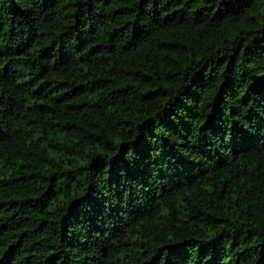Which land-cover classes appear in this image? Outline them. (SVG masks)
<instances>
[{
	"label": "trees",
	"instance_id": "16d2710c",
	"mask_svg": "<svg viewBox=\"0 0 264 264\" xmlns=\"http://www.w3.org/2000/svg\"><path fill=\"white\" fill-rule=\"evenodd\" d=\"M0 264H264V0H0Z\"/></svg>",
	"mask_w": 264,
	"mask_h": 264
}]
</instances>
